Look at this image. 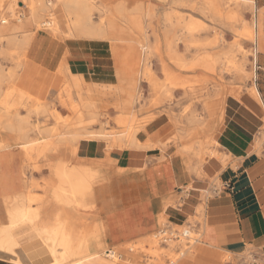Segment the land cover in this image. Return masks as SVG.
Returning a JSON list of instances; mask_svg holds the SVG:
<instances>
[{
	"label": "bare ground",
	"instance_id": "obj_1",
	"mask_svg": "<svg viewBox=\"0 0 264 264\" xmlns=\"http://www.w3.org/2000/svg\"><path fill=\"white\" fill-rule=\"evenodd\" d=\"M24 1H26L25 4L23 3L22 7H19L22 10H28L30 12V18L28 17L29 20L24 24H15V8H13V6H11L10 4L7 8L3 9L6 0H0V39L4 38L8 43V50L5 49L6 51H4L0 45V54L3 55L5 54V52L8 53L9 50H12L13 48L20 49L23 54L22 61H24L27 50L30 47L35 34L41 31L45 32V30L52 32L55 36L66 35L69 38L72 37L76 40L87 39L104 43L108 42L110 44V52L115 63L116 83L110 85H87L82 76L73 74L68 69L67 64L63 62L64 64L61 67L59 73L64 78V84L67 80L68 84L64 88V90L62 87V93L66 94L68 99H64L65 101H63V103L61 104L66 106L67 108H62L70 110L71 114L73 113L72 115H76V117L78 115L77 122L74 120L76 119L74 116L70 117L69 119H64L59 113L55 112V114H52L53 112H50V114H52V117L55 120H58L62 127L66 129L68 127V130L66 131V133L64 132L65 134H58L59 138L56 137L57 133L54 134L52 130H47V134L50 135L52 139L48 141L45 146L42 145L43 147L41 148L33 147L32 149H29V146H32L33 143L35 144V141H31L30 134L37 131V126L34 127V124L32 125V122H30V118L32 116L31 113L36 115L41 111H47L46 108L40 107V104L44 105V101L32 97L29 94L16 88L14 86V82L18 75H12L10 77L11 86L10 88L8 87L9 89L7 90L5 88L6 91H4L2 84V82L4 83V76L2 74L3 71L1 72L2 68L0 69V130H3L2 132L7 134V138L1 140L2 132H0V153L3 154V152L7 150L11 151L12 149L17 151V148H21L25 152L24 157H20L22 159V162L23 159H25L29 155L30 158L31 155L33 158L36 157L34 158L36 160L37 158L47 157L50 153L51 156L54 155L59 157L58 159H61L59 162L54 163H52L53 158H51L52 161L50 160L51 165L49 167L51 172V179L46 185L45 195H32L34 193H31L30 190L32 191L31 188L34 187V184H29L28 181L24 180L23 193L11 197H4V199L2 200L5 219L7 223L0 225V257L8 258L11 261H14L16 264H24L19 256V250L21 249L22 244L16 237L15 231L23 227H30L34 232V235L40 242H42L45 250L48 252L49 264H120L121 257L116 252L111 251L108 254L105 253L108 246L101 241L104 236V232H102L100 224L91 222V212H98V205L94 192L95 183L97 180H99L98 176L96 174H92L91 169L87 167L79 164H69L72 161L71 159H74L77 155L79 143L83 140H91L89 137V129L92 122L88 120L89 117L88 119H86V116L91 113V109H93V107L95 106L94 103L96 100L93 96L97 95L95 93L96 91L98 92V88H104V90H107L104 91L105 93L107 92L108 94L109 92L111 93V96H117L119 98L118 100L120 103L117 105L116 109L122 111L123 115L118 117L116 119V122L119 124V126H124L125 131H123L122 134H119L118 137L112 136L109 138L107 137V139L105 138V140H108L110 142L109 148L144 151H151L161 148L163 151H165L168 147L169 141H166V139H156V137H158V134L151 126L152 123L156 120L157 116H148L149 118L146 117L147 119L144 121L142 120L143 122H139L140 119L138 118V107L143 104V95L141 94L142 82L148 83L151 91L156 94L158 96L157 98L159 99L160 95L163 94H165V96H168L167 99L174 97L172 88L170 86L165 87L164 85H162L163 83L160 82V80L156 77V74H154L155 72L153 73L154 70H151V66L153 64L150 61V58H152L150 56L155 52L157 53L158 51L161 70L162 73L165 74L166 79L174 77L180 80L181 76H178L176 74L173 69L174 67H172V64L175 66V68L181 69V71L182 69H187L188 71H184L185 74L189 73L191 75L193 71L195 73L199 72V74L194 78L198 81L200 89L187 88L181 82H179L177 84V87L175 88V91H182L185 93V95H197L198 99L199 97L209 96V94L211 95L210 92L212 91L209 90L208 86L212 84L211 88L214 87L215 89L218 83H220L219 80L224 71L236 69L240 72V75L245 80H247L249 76L245 71V68L248 63V53L246 50L242 49L239 42L235 43L234 46H236V48H239L240 52L244 55V60L242 62H237L235 61V59H233V57L231 58L227 55H224L225 57H221L219 55L218 51L221 46V39L217 35H215L214 39L206 38L204 40H200L197 37L199 35H203L204 33L212 34V32H216V30H218L217 28H219V26H225L231 32L237 33L236 27L242 25L243 32L241 33V36L246 38L248 41H253L255 39V34L251 26L247 24V21L244 19V10H254L253 6L255 5V0H56L57 5L54 4V0ZM97 2H100V6L96 4ZM145 2H148V5H145ZM133 3H136L138 5L135 4L136 6L133 5V7L132 5H129V8L127 4ZM187 4H189V8H191V11L189 10L190 13L186 12L191 16V19L189 20L188 17L187 19H184L183 15L180 16L178 14L179 7H187ZM55 6L60 7V10L57 11V13L59 14L57 19L60 20L57 22H51L50 19L44 17L47 16L46 13H48L49 10L55 11ZM131 7L133 9H131ZM154 7H159L161 8V11L163 10L162 23L165 25L163 26L165 27L167 32H171L172 30H175L176 32L177 28L183 32L182 34L179 31L181 33L179 35L175 33L172 35L171 32L170 36H168L167 38L166 43H163L167 48V56L161 54V50L158 45H156L155 49H153V46L150 44L149 36L147 34V30L150 28V25L144 26L145 23L142 22L144 21V19L141 20L142 18L139 15V13L141 14L144 12V17L148 18L149 20L151 18L153 19V17L156 15H153V12L155 10ZM185 11H187V9ZM196 13L199 15H193ZM96 14L100 15L103 19H106V22H98V24L94 20ZM17 18L18 16L15 19ZM204 19H207L206 21L208 23H206ZM208 34H205V36ZM0 42L2 41L0 40ZM181 44H183L186 50H191L192 48H194L196 49V52L197 50L203 52L202 57L200 59L197 58L198 60H196V62L192 65H187L184 62L182 54H179L176 49ZM234 46H231L232 49ZM140 48H143L144 51H148L149 56L143 57ZM161 49L163 48L161 47ZM153 59L154 58H152V60ZM22 63L23 62H21V66L19 65L20 67L23 66ZM19 69L14 68L11 71L13 72L14 70L17 71ZM4 73H6V71ZM6 81L7 80H5V82ZM72 90H78L79 92L84 90L86 92L88 97L86 98V101H81L83 103L81 106L76 104L78 106L77 107L76 105H72L74 104V102L70 103ZM99 92L102 93L101 90ZM249 94L258 103L261 101L260 93L257 89L251 90ZM162 98L165 99L164 97ZM205 98L201 99L205 100ZM210 98L212 97L210 96ZM29 104H32V106L40 105V108L31 110V112L25 116H23V113L21 115L19 113V109L21 107H27ZM157 104L158 103H155L156 106H159ZM204 105H206V108H204L211 114H214L216 107H218L212 102L209 104L206 103ZM200 118L201 116L199 114H192L185 119V122L181 119H175L174 125H176L178 128L182 125H185L186 123L187 125H189V127L190 125L192 127L196 126V136L200 132V129L197 128ZM94 120L95 122L93 124L96 125V119ZM100 121L101 120H99L98 124H100ZM96 131L97 130H95V132ZM175 132V135L177 136L178 131ZM107 134L109 135L111 133ZM176 136L174 142H176L177 144L181 140H183V136H181V134L177 137ZM154 137L156 140L154 139ZM64 141L78 145L77 148L63 149V151H65L63 152V154H65L67 157L66 159L65 157L60 158L62 148L58 145ZM13 144H15L17 147H14ZM207 147L208 146L206 140L201 139L189 145L179 147L178 155L183 159V161H185V163L188 159L191 158L189 156L190 154H193L196 158L202 160L205 158ZM76 160L77 159H75V162ZM92 162L95 163L94 161ZM99 164L103 165L104 163L99 162ZM94 168L96 170L98 169L96 167ZM22 170L23 175H25L26 169L24 165ZM25 177L27 178L26 175ZM105 180L104 182L107 181ZM168 199H166V201ZM166 203H168V201ZM173 203H175V201H173ZM168 206L165 207L167 208ZM174 208H176V206ZM83 212L87 217L78 216L80 214L82 215ZM163 214L160 217L159 223H161L163 220L165 221V223L167 222L166 217L163 216ZM93 215L94 214H92V216ZM155 236L156 235L150 236L149 238L143 240L141 239L138 244L136 243L137 245L134 243L127 244L124 246V248L125 250L127 249L135 251L139 246L142 247V245L145 243H148L151 246L154 245L155 248L157 243V238L155 239ZM201 247L202 246H200L199 248L202 250L203 247ZM143 250L145 249L143 248ZM157 250L153 253L152 256L149 252V256H151L149 257V259H151V262H153L154 264H159L158 259L162 255V252H159ZM197 250L194 249L195 252ZM168 251L170 250L168 249ZM192 255L194 254H191V256ZM195 259L196 256L192 258L190 257L188 261L193 264ZM38 264H44V261Z\"/></svg>",
	"mask_w": 264,
	"mask_h": 264
},
{
	"label": "crops",
	"instance_id": "obj_2",
	"mask_svg": "<svg viewBox=\"0 0 264 264\" xmlns=\"http://www.w3.org/2000/svg\"><path fill=\"white\" fill-rule=\"evenodd\" d=\"M63 62L73 74L83 76L91 84L110 85L115 81V63L109 44L91 41L89 48L86 42L61 40L41 31L33 37L14 85L46 102L64 85L59 73ZM11 68L13 70L14 66ZM168 125L166 119L159 117L151 126L162 137ZM263 126L264 107L260 102L249 95L226 101L222 123L214 134L219 144L217 151L228 159L226 164L223 159L214 157L206 158L203 164L196 158L185 163L176 147L166 152L161 149L109 151L101 142L81 141L71 163L87 167L98 176L94 186L98 212H91V222L100 224L104 232L101 241L108 247L123 246L121 249L125 251V245L138 244L141 239L153 236L165 212L163 216L176 226L185 225L190 219H201L195 226L188 225L200 237L198 243L203 246L193 264L254 261L264 264V152L258 155L256 143ZM20 157L13 149L0 153V205L3 209L4 197L24 192ZM45 176L51 175L46 172ZM173 201L177 209L169 205ZM29 228L15 231L22 244L21 260L24 264L47 263L48 252ZM23 245L31 250L20 253ZM225 255L231 256L233 261L224 262ZM0 262L16 264L2 259Z\"/></svg>",
	"mask_w": 264,
	"mask_h": 264
},
{
	"label": "rangeland",
	"instance_id": "obj_3",
	"mask_svg": "<svg viewBox=\"0 0 264 264\" xmlns=\"http://www.w3.org/2000/svg\"><path fill=\"white\" fill-rule=\"evenodd\" d=\"M25 2L26 1H24V0H6V3L4 5L3 9L7 8L10 4H11V6H13V8L17 9V10L14 9V11H15L14 13H16L15 16L16 17L18 16L17 19H15L16 17H14V23L15 24H24L30 18V16H29L30 12L28 10H22L19 7V6L22 7L23 3L25 4ZM53 2H54L55 5H57L56 0H54ZM96 4L98 6H100V2H97ZM135 4L136 3L127 4V5H128V7H129V5H132V7H133V5H135ZM136 5H138V4H136ZM145 5H148V2ZM16 7H18V8H16ZM132 7H131V9H133ZM189 7H190L189 4H187V7L186 6L179 7L178 14L180 16L183 15L184 19H187V17H188V20L191 19V16L189 14H187L188 12L190 13V11H191V8H189ZM253 8H254V10L252 9L253 11L252 10H248V11L244 10V19L247 21V24H249L251 26V28L253 29L254 34H255V39L253 41H248L246 38L241 36V33L243 32V26L242 25H239V26L236 27V32L237 33L231 32L225 26H219V28H217L218 30H216V32H212V34L211 33H209V34L208 33H204L203 35H199L197 37L200 40H204L206 38L214 39L215 35H217L221 39V46H220V49L218 51L219 55L221 57H225L224 55H227L228 57L229 56L231 58L233 57V59H235V61H237V62H242L244 60V55L240 52L239 48H236V46H234L235 43L239 42L241 44L242 49L246 50L247 53H248L247 54L248 55V63H247V66L245 68V71L248 73V76H249V78L247 80H245L240 75V72L238 70H236V69L224 71L223 74L220 77V80H219L220 83H218V85H217V87L215 89H214V87L211 88L212 84H210L208 86L209 90L212 91V92H210L211 95L209 94V96H205L206 98L205 97H199V99H198L197 95L196 96H191V95H188V94L185 95V93L182 92V91H175L176 90L175 88L177 87V84L179 82H181L187 88H193V89H198L199 88L200 89L198 81L194 78L195 76H197L199 74V72L195 73L193 71L191 73V75L189 73L185 74L184 71H186L187 69H182V71H181V69L175 68V66L172 64V67H174L173 69L176 72V74L178 76L179 75L181 76L180 80L176 79L174 77L166 79L165 74H163L162 70H161V65H160L161 63L159 62L158 51H157V53L155 52L153 55L150 56V57L154 58L153 60H152V58H150V61L153 64L151 66V68H152L151 70L152 71L154 70L153 73L155 72L154 74H156V77L160 80V82L163 83V84L161 83L162 85H164L165 87L170 86L172 88L173 92H174V97H172L170 99L169 98L167 99L168 96H165V94L160 95V99H159V98H157L158 96L151 91L148 83L142 82V84H141V94L143 95V104L140 107H138V115H139L138 118L140 119V120L138 119L139 122H143L144 120H146L149 117H156L157 116V118H159V116H160V117H163L164 119H166V122L169 123V125L167 126L168 131L166 132V135H164L162 137H159V136L156 137V139H158V138L161 139V140H165L166 139V141H169L168 147H167V149L165 151H163L161 148H158V149H161L163 152H166L167 150H169L170 147H174L175 146L177 151H179V149H178L179 147L186 146V145H189L191 143L197 142L198 140L203 139V140H206L207 146H208L207 147V151L205 152V158L201 160V159L196 158L193 154H190L189 156L191 158L188 159L186 163H188L189 160H191L193 158H196V159L199 160V162L201 164H203V162H204V160L206 158H213V157L214 158L223 159L225 164L228 162L227 161L228 159H226L225 157L221 156L219 154V152L217 151V148H218L219 144L214 140L215 131L218 129V127L220 126V124L222 123V120H223L224 110H225V107H226V101L228 99H230V98H241L242 96H245V95H249L250 96L249 92L251 90H253V89H257L259 91L260 97H261L260 98V100H261L260 103L264 107V0H255V5L253 6ZM154 9L155 10L153 12V15L156 14L157 16L155 15L154 16L155 18L153 17V19L151 18L149 20L148 18L144 17V15H143L144 12L141 13V14L139 13V15L142 18L141 20L144 19V21H146V22L142 21L143 23H145V25L143 24L144 26H149L150 25V28L147 30V34L149 36L150 44L153 46V49H155L156 45H158L160 50H161V54L164 55V56H167L166 55L167 54L166 53L167 52V48H166V46L164 44L166 43L168 36H170L171 32H172L171 33L172 35L174 33L178 34V35L181 34V33L183 34V32L180 31V29H178V28L176 29L177 30L176 32H175V30H172L171 32H167V30L164 27L165 25L162 23V20H163L162 19L163 18V13L162 12H163V10L161 11V8H159V7H154ZM180 9H182V10H180ZM186 9H187V11H185ZM59 10H60V7H56L55 11L49 10L48 13H46L48 17L45 16L46 15L45 14L44 18L50 19L51 22L59 21L60 19L59 20L57 19L58 16H59L57 11H59ZM182 13H185L186 15L182 14ZM23 15H24V18H23ZM193 15L198 16L199 14L196 13V14H193ZM99 16L100 15L96 14L95 17H94V20L97 23L98 22L99 23L100 22L101 23L106 22V19H103L101 16L100 17ZM19 18L21 19V21H20ZM204 20L206 21L207 19H204ZM184 21H186V20H184ZM206 23H208V22L206 21ZM6 26H8V25H6ZM224 27H225V29H224ZM41 30H43V29H41ZM170 30H171V28H170ZM45 32H48L53 37L61 39V40H76L75 38H72V37L69 38L66 35L55 36L52 32L47 31V30H45ZM154 33H155V35H154ZM205 34H208V35L205 36ZM64 36H65V38H64ZM157 38H158V40H157ZM162 38H163V40H162ZM0 40L2 41V42H0L1 48L4 51H6L5 49L8 50V46H7L8 43H7L6 39L1 38ZM80 41L86 42L88 44V47L91 48V40L81 39ZM101 43H103V42H101ZM106 43L109 44L108 42H106ZM157 43H159V44H157ZM231 46H234L233 49H232ZM161 47L163 49H161ZM164 49H165V51H164ZM176 49H177V52H179V54H182V56L184 58V62L187 65H192L193 63H195L196 60H198L197 58L200 59L202 57V54H203V52H200L198 50L196 52V49H194V48H192L191 50H186L184 48L183 44L179 45L178 48H176ZM140 50H141V54L143 55V57L144 56L145 57L149 56V52L148 51H144L143 48H140ZM8 53L5 52V54H3V55L0 54V69L2 68L1 72L3 71L2 74L4 76V83L2 82L4 91L9 89L10 86H11L10 77L12 75L14 76V75L18 74V70L17 71L15 70V71L12 72L11 71L12 70L11 67L14 66V68L19 69V68H21L20 67L21 66V62H23L22 65H24V62H25V60L22 61L23 60V54H22V51L20 49H14L13 48L12 50H9ZM143 53H145V54H143ZM197 54H198V56H197ZM5 71H6V73H4ZM9 72H10V74H9ZM14 72H15V74H14ZM77 76H80V75H77ZM5 80H7V81L5 82ZM113 80H115V81H113L112 84H115L116 83V78L115 79L113 78ZM85 82H86L87 85L91 86V81H89V80L86 81L85 80ZM8 84H9V86H8ZM65 84L63 86V90L68 84L67 80H66ZM4 85H6V86H4ZM5 88H6V90H5ZM63 90L61 89L60 92L56 96H54L51 99H49L48 101L44 102V105L43 104H40L41 106L39 105L41 108H46L47 111H41L40 113H38L36 115L31 113L32 116L30 118V122H32L31 123L32 125L34 124L33 125L34 127L37 126L36 127L37 131H35L34 133L32 132L30 134V137H31L30 139H31V141H35V144L33 143L32 146H29V149H32L33 147L41 148V147L45 146L46 143L52 139V137L47 134L48 131L52 130L54 134L57 133L56 134L57 138H59L58 134H65L66 133V131L68 130V127H67V129L62 127V125H60V122L58 120H55L52 117V114H55V112L59 113L64 119H69L70 117L74 116L76 118L74 120L77 122L78 115H77V117H76V115H72L73 113L71 114L70 110L64 109L66 106L61 104V103H63V101L68 99L66 94L62 93ZM97 90H98V92L96 91V93H95L97 95L93 96V97H95V100H96L95 103H94L95 104V106H94L95 108L93 107V109H91L92 110L91 113L93 115H95V116H93L91 113L86 116V119H88V117H89L88 120L92 122L91 123V127L89 129V133H90L89 137L91 139L89 141L101 142V143H103V144H105L107 146L109 151H112V150H124V149H119V148H113V149L109 148L110 147V142L108 140H105V138L107 139V137L108 138L112 137V136L118 137L119 134H122V132L125 131L124 130L125 127L122 126V125L119 126V124L116 122V119L123 115L122 111H119V110L116 109L117 105L120 103L119 100H118L119 98L117 96H111V93H109V92H108V94H107V92L105 93L104 91L106 89L104 90V88H98ZM100 90L102 91V93L99 92ZM213 90H215V91H213ZM62 94H63V96H62ZM98 94H100V95H98ZM102 94H104V95H102ZM105 94H107V95H105ZM71 95L72 96H71L70 103L74 102V104H72L74 106L76 104L81 106L83 104L81 101H83V100L86 101V98L88 97L84 90L80 91V92L78 90H72ZM210 96L212 98H210ZM162 97H164L165 99H163ZM201 98H203V99L205 98V100H203ZM213 98H215V99H213ZM160 100H164V101H160ZM211 102L218 106V107H216V110H215L214 114L209 113L205 109L206 105H204V104H206V103L209 104ZM155 103H158L157 105H159V106H156ZM42 105H43V107H42ZM153 105L156 106V109H155V106H153ZM39 106L38 105L32 106V104H29L27 106L28 108L27 107H23V108L21 107L19 109V113L21 115L23 113V116H25V115L29 114L31 112V110L36 109V108L37 109L40 108ZM62 107H64V108H62ZM51 108H53V109H51ZM50 112L51 113L53 112V113L50 114ZM94 112H95V114H94ZM107 112H108V114H107ZM192 114H199L201 116L200 121H199L198 126H197V128L200 129V132L196 136H195L196 126L192 127L190 125V127H189V125H187V123H186L185 125H182L181 127L178 128L176 125H174L175 124L174 123L175 119L176 120L177 119H181L182 121L185 122V119L188 116L192 115ZM108 116H110V117H108ZM171 118H174V119H171ZM94 119H96V123H95L96 125L93 124L95 122ZM99 120H101L100 124H102V125L98 124ZM112 123H114V124H112ZM186 125H187V127H186ZM186 128L188 129V131H187ZM95 130H97V131L95 132ZM2 131L3 130H0V132H2ZM175 131H178V133H179V134L177 133V136L180 135V134H181V136H183V140H181L177 144H176V142H174L175 141V136H176L175 135L176 134ZM45 132H46V134H45ZM95 133H96V135H95ZM107 133H111V134L108 135ZM171 133H173V134H171ZM95 136H96V139H95ZM168 137H169V139H168ZM6 138H7V134L2 132L1 133V140H4ZM146 138H148V137H146ZM148 139H150V138H148ZM154 139H155V137H154ZM172 143H173V145H172ZM256 143H257V153H258V155H262L263 152H264V127L259 132V134L257 135ZM58 145H59V147L62 148L61 157L60 158L65 157V159L67 157H66L65 154H63V152H65V151H63V149L77 148V146H78V145H75L73 143H68L66 141L61 142ZM13 146L17 147L15 144H13ZM17 149H18L17 152L20 153L21 157H24V153H25L24 150H22L21 148H17ZM50 154L47 156L49 158L42 157V158H37L35 160L34 158H36V157L33 158L32 155H31V158H30V155H29L25 159H23V163H24L23 165H24V167L26 169L25 170V175L27 176V178H26L25 175H24L25 180L28 181L29 184H32V185L34 184V187L31 188L32 191L30 190L31 193H34L32 195L38 196V194H39V196H41L42 194L43 195L46 194V185L50 181L51 176L50 177H46L44 174L46 172H49V174H51L50 167H49L51 165L50 162L52 161L51 158H53L52 163H54L55 160L59 158V157L54 156V155L51 156ZM26 160H27V162H26ZM69 164L72 165L71 162ZM39 167H41V168H39ZM35 184H36V187H35ZM177 201L179 202V198L176 199V202ZM172 203L173 202H171V204L169 203V205L175 207V203H173V204ZM199 214H201V210H199ZM85 215L86 214L83 212L82 215L80 214L78 216H85ZM85 217H87V216H85ZM166 220L169 223H167V222L165 223V221L163 220L162 222H164V223L161 222L159 224L158 229L153 233L154 235H156L155 239L157 238L156 239L157 243H156V247L155 248H154V245L151 246L148 243H145V244L142 245V247L139 246L140 248L138 247L137 248L138 250L135 248L136 249L135 251H132V250L123 251L121 249L123 246L121 248H114V247L109 246L107 249L109 251L116 252L121 257L120 258V261H121L120 264H154L153 262H151V259H149V257H151L153 255V253L157 249H158L157 251L162 252L161 257L158 259L159 264L160 263L161 264H189L190 262L188 260L190 259V257L191 258L195 257L198 254L202 253V251H203V248H202L203 246L200 245L197 241H195L196 239H198V240L200 239V237L195 233V231H192L191 241H190L191 246L190 247H187L185 242H184V244L183 243L182 244L181 243H179V244H177V243H168L167 245H163L162 240L159 237V233L162 230L166 229L167 227H172V229L181 232L182 230H187L189 224L192 225V226H195L196 223L201 222V219L200 218L190 219L185 225H182V226L173 225L170 222L169 218H167V217H166ZM6 223H7V221L5 219L4 209H3L2 205H0V225L1 224H6ZM196 246H198V247H196ZM200 246H202L201 247L202 250L199 248ZM143 248L145 250H143ZM159 248H160V250H159ZM149 249H151V250H149ZM168 249L170 251H168ZM194 249L195 250L200 249V250H197L195 252ZM27 250H31V248L30 247H24V245H23V249L21 250L20 253H22L23 251L25 252ZM166 250H167L168 253L166 252ZM42 252L45 253L46 251L43 250ZM149 252H150L151 256H149L150 255ZM186 253H187L188 257L190 256L189 259H188L187 255H186ZM191 254H194V255L191 256ZM185 258H186V260L187 259L188 260L186 261ZM0 259L5 260V261H11L8 258L0 257ZM223 261L224 262L233 261V258L231 256H229V255H225ZM0 264H7V263L0 262ZM44 264H49V261H47V263H44Z\"/></svg>",
	"mask_w": 264,
	"mask_h": 264
},
{
	"label": "built area",
	"instance_id": "obj_4",
	"mask_svg": "<svg viewBox=\"0 0 264 264\" xmlns=\"http://www.w3.org/2000/svg\"><path fill=\"white\" fill-rule=\"evenodd\" d=\"M192 229L188 227L187 230H182L181 232L172 229V227H167L166 229L162 230L159 233V237L162 240V243L164 245H167L168 243H186L187 247H190V241H191V235H192ZM195 241L199 242L198 239ZM249 264H257L255 261L250 262Z\"/></svg>",
	"mask_w": 264,
	"mask_h": 264
}]
</instances>
